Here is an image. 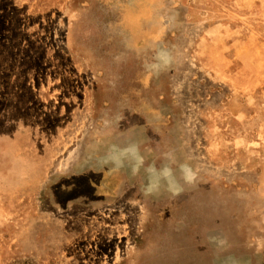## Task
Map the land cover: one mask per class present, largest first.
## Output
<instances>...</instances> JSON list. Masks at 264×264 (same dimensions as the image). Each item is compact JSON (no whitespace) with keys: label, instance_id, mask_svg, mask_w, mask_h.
Segmentation results:
<instances>
[{"label":"rangeland","instance_id":"rangeland-1","mask_svg":"<svg viewBox=\"0 0 264 264\" xmlns=\"http://www.w3.org/2000/svg\"><path fill=\"white\" fill-rule=\"evenodd\" d=\"M0 264H264V0H0Z\"/></svg>","mask_w":264,"mask_h":264},{"label":"clouds","instance_id":"clouds-1","mask_svg":"<svg viewBox=\"0 0 264 264\" xmlns=\"http://www.w3.org/2000/svg\"><path fill=\"white\" fill-rule=\"evenodd\" d=\"M156 59L157 64L146 65V67L152 69L167 67L171 60L165 51L158 52ZM162 160L164 163L159 168L155 162L145 167V157L141 154L140 145L130 142L126 147L112 144L100 157L99 163L101 166L111 165L115 170L128 167L133 177L138 176L143 169L145 182L141 184L140 190L145 197L158 194L162 188H166L172 196H178L183 191V184L191 185L195 182L197 172L192 164L187 161L179 163L174 151H165L162 154ZM220 243L222 244L223 241Z\"/></svg>","mask_w":264,"mask_h":264}]
</instances>
